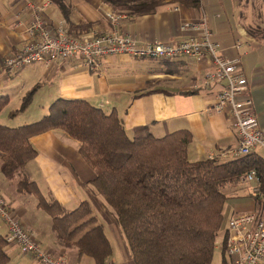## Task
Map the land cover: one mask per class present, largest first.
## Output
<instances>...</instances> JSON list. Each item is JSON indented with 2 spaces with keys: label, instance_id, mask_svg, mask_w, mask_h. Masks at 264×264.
Listing matches in <instances>:
<instances>
[{
  "label": "crops",
  "instance_id": "0c3cea01",
  "mask_svg": "<svg viewBox=\"0 0 264 264\" xmlns=\"http://www.w3.org/2000/svg\"><path fill=\"white\" fill-rule=\"evenodd\" d=\"M66 1L74 24H91L84 33L118 30L141 44L186 39L195 33L183 30V23L205 17L219 55L240 59V71L248 81L246 95L253 101L264 132V11H256L255 0H201L198 8L166 2L148 13L132 16L121 12L123 16L117 24L106 17L105 13L112 8L106 0ZM31 5L40 7V15L48 24L62 25L70 32L69 23L53 0H0V96L9 98L0 112L1 123L17 127L35 122L58 98L84 99L108 113L115 110L130 137L141 126L157 137L189 130L193 136L188 151L190 161L234 158L238 133L229 115L215 110L219 88L204 85L206 75L215 69L211 55L176 59L104 56L98 66L59 59L50 64L35 62L10 73L5 66L7 59L23 50L28 42V25L35 17ZM34 87L27 109L11 115ZM31 142L38 153L24 170L43 195L56 199L69 210L88 201L113 248L107 264H135L113 208L93 184L96 174L79 153V142L62 129L35 135ZM257 152L264 156L262 149ZM0 178L4 183L0 192L44 250L65 258L69 264H96L91 256L79 255L76 247H67L57 239L51 214L39 207L37 199L32 201L31 194L21 195L24 193L18 192L2 173L1 155ZM255 185L258 183L253 181L235 188L227 202L228 215L256 209L250 193ZM7 233L6 223L0 218V234ZM7 250L11 255L20 251L18 258L24 264H42L17 245L9 244Z\"/></svg>",
  "mask_w": 264,
  "mask_h": 264
},
{
  "label": "trees",
  "instance_id": "16d2710c",
  "mask_svg": "<svg viewBox=\"0 0 264 264\" xmlns=\"http://www.w3.org/2000/svg\"><path fill=\"white\" fill-rule=\"evenodd\" d=\"M53 2L69 23L70 34L90 30V23L76 25L70 20L66 0ZM106 2L111 11L132 16L155 11L166 2L196 8L201 4V0ZM35 90L26 93L11 115L27 109ZM8 101V96H0V112ZM53 129H62L79 142V153L95 171L93 184L113 208L135 264H212L221 230L226 251L227 202L238 185L258 182V190L251 186L250 193L257 210H264V156L258 152L226 161L212 157L193 162L188 156L193 139L189 130L157 137L141 126L130 137L115 110L108 113L84 99L58 98L41 119L17 127L0 122L2 173L18 192L35 196L39 207L51 214L53 231L63 245L76 247L79 255L91 256L96 264H107L113 248L91 204L83 201L67 209L46 198L24 170L38 153L31 138ZM252 172L254 179L245 181ZM8 245L0 234V264L11 259Z\"/></svg>",
  "mask_w": 264,
  "mask_h": 264
},
{
  "label": "built area",
  "instance_id": "2783aa9c",
  "mask_svg": "<svg viewBox=\"0 0 264 264\" xmlns=\"http://www.w3.org/2000/svg\"><path fill=\"white\" fill-rule=\"evenodd\" d=\"M31 8L35 17L28 25V42L23 50L9 57L5 63L10 73L35 62L50 64L59 59H74L86 66H98L100 58L104 56L176 59L211 55L215 69L206 75L204 85L219 88L215 110L228 114L238 133L239 144L232 153L233 156L248 155L258 149H262L264 153V132L259 126L253 101L246 95L248 81L240 71V59H227L219 55L218 44L213 39L212 29L205 17L183 23V30L195 33L186 39L141 44L134 37L121 34L118 30L103 34L72 35L62 25L48 24L40 15L39 6L31 5ZM105 14L114 24L123 16L111 10ZM254 175L255 172H252L244 180H253ZM257 190L258 185H255L254 191ZM0 218L6 223L9 244L17 245L23 252L33 254L42 264H69L65 258L55 256L42 248L35 236L17 218L1 192ZM226 228L228 238L225 253L231 258L232 264L264 263V210L254 208L234 212L229 216ZM219 245L223 249V242Z\"/></svg>",
  "mask_w": 264,
  "mask_h": 264
},
{
  "label": "rangeland",
  "instance_id": "374dc122",
  "mask_svg": "<svg viewBox=\"0 0 264 264\" xmlns=\"http://www.w3.org/2000/svg\"><path fill=\"white\" fill-rule=\"evenodd\" d=\"M254 8L256 9V11L259 9L263 13V11H264V0H255ZM3 187H4V183H3L2 178H0V189L3 188ZM25 194L26 193L21 194V195H25ZM29 198L32 199V201H35V199H36V198H34L33 195H30ZM257 208H258V206L256 207V209ZM226 213H227V211H226ZM225 229H226V226H225ZM224 236H225L224 230H221L219 232L218 237H217V241H219V242L223 241ZM218 243H217V247H216L215 252H214L212 264H224L225 263V259L227 261L226 264H232L231 258L228 255H226V253H224L223 249H221V247H220V245H218ZM18 256L21 257L20 256V251L13 252L12 255L10 254L11 259H10L8 264H24V263L21 262V260L18 258ZM262 264H264V263H262Z\"/></svg>",
  "mask_w": 264,
  "mask_h": 264
}]
</instances>
